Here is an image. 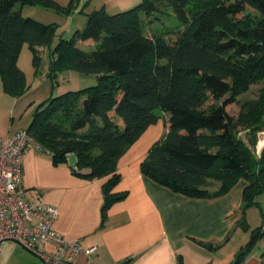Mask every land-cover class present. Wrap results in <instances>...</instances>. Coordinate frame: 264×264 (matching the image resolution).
Returning <instances> with one entry per match:
<instances>
[{"label": "trees", "instance_id": "1", "mask_svg": "<svg viewBox=\"0 0 264 264\" xmlns=\"http://www.w3.org/2000/svg\"><path fill=\"white\" fill-rule=\"evenodd\" d=\"M25 4L66 13L78 0H0V76L3 90L15 96L25 89L21 45L28 44L37 66L56 34L53 22L23 16ZM161 14L173 16L175 25L147 35L145 26ZM52 54L53 76L71 70L97 82L50 98L25 129L54 163L74 154L73 173L107 176L103 211L125 196L112 191L119 157L162 117L165 133L141 161L142 174L195 198L216 197L245 179L236 226L246 227L245 209L264 191V149L256 157L253 136L245 141L235 127L264 122V0H140L113 13L101 6L86 13L70 38L59 36ZM255 83H261L256 96L230 113L228 106ZM261 234L253 230L235 264Z\"/></svg>", "mask_w": 264, "mask_h": 264}, {"label": "crops", "instance_id": "2", "mask_svg": "<svg viewBox=\"0 0 264 264\" xmlns=\"http://www.w3.org/2000/svg\"><path fill=\"white\" fill-rule=\"evenodd\" d=\"M55 1L61 5L68 2ZM82 1L83 9L92 4V9L103 6L107 11H121L133 0H78L77 5ZM19 128L25 127L5 135ZM164 133L161 117L148 125L119 157L120 177L112 191L125 192V196L112 202L105 211L102 187L107 176H80L72 172L76 163L74 154H69L64 162L54 163L36 143L28 146L22 158L21 186L29 198L39 195L44 202L56 207L54 228L58 232L66 239L80 240L83 250L73 264L237 262L238 258L234 263V256L242 245L231 237L242 213L246 180L239 178L227 192L211 198L189 197L158 184L142 174L140 163L150 146ZM262 148L258 149L256 157L260 156ZM217 186L215 183L212 189ZM90 247L94 250L87 254L84 250ZM256 248L254 246L238 264L264 263V256H259L261 251ZM53 249L52 245L45 246V250ZM0 264L45 263L17 242L7 240L0 251Z\"/></svg>", "mask_w": 264, "mask_h": 264}, {"label": "rangeland", "instance_id": "3", "mask_svg": "<svg viewBox=\"0 0 264 264\" xmlns=\"http://www.w3.org/2000/svg\"><path fill=\"white\" fill-rule=\"evenodd\" d=\"M139 1L140 0H133L130 5L120 10L130 8ZM66 4L67 3L64 5ZM83 4L84 2L82 1L74 10L71 9L66 13L39 5L25 4L21 7V14L23 16H30L45 23L53 22L56 26V34L52 44L50 46H44L42 50H40L41 56L37 66L33 63V55L28 44L24 42L21 45L17 57V65L24 73L25 89L20 95L15 96L5 92L0 76V135H5L18 127L27 128L36 110L45 106L50 98L65 91L79 90L97 82V78L93 74H82L71 70L58 71L55 76L50 73L51 62L54 56L52 54V49L56 40L59 36L70 38L75 28L74 25L76 24L78 27H82L86 20V11L92 9V4L85 9L81 8ZM18 7L19 5L16 4L14 8L17 9ZM116 11V9H109L108 12L113 13ZM160 16V21L149 22L145 26V33L147 35L151 36L154 31L163 29L166 26L175 25L176 19L173 16H165L162 14ZM82 19H84L83 22L80 21ZM80 46L88 51L94 47L88 44H80ZM260 85L261 83L252 84L248 91L239 96L238 102L228 106L229 112L236 115L239 110V102L243 99L255 97ZM256 124L257 127L260 126V128L252 126L253 124H237L235 127V130L238 131V136L245 141H247L249 136H253L255 142L251 145V149L255 155L257 141H259V149L264 147L262 146L264 145L262 144L264 143L262 142L264 141V122ZM254 201L256 202L255 204L249 205L245 209L244 220L246 227L242 228L237 226L236 231L233 232L231 237V240L239 241L242 247H245L246 243L250 240L254 229H261V231H264V228H260L261 224L264 223V191L258 193ZM254 246L255 248L258 246L256 249L261 251L259 256H264V234L256 238ZM239 251L234 256V259L236 257L238 258Z\"/></svg>", "mask_w": 264, "mask_h": 264}, {"label": "built area", "instance_id": "4", "mask_svg": "<svg viewBox=\"0 0 264 264\" xmlns=\"http://www.w3.org/2000/svg\"><path fill=\"white\" fill-rule=\"evenodd\" d=\"M31 143L36 142L25 128L0 135V251L5 241L13 240L45 264H73L83 250L80 240L66 239L58 232L54 228L56 207L39 195L29 198L21 186L22 158ZM46 245L54 249L45 250ZM93 250L90 247L84 251L90 254Z\"/></svg>", "mask_w": 264, "mask_h": 264}, {"label": "water", "instance_id": "5", "mask_svg": "<svg viewBox=\"0 0 264 264\" xmlns=\"http://www.w3.org/2000/svg\"><path fill=\"white\" fill-rule=\"evenodd\" d=\"M236 260H237V257L234 259V263L236 262Z\"/></svg>", "mask_w": 264, "mask_h": 264}]
</instances>
